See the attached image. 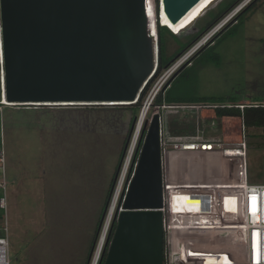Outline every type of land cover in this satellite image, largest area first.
I'll return each mask as SVG.
<instances>
[{"label":"rangeland","instance_id":"374dc122","mask_svg":"<svg viewBox=\"0 0 264 264\" xmlns=\"http://www.w3.org/2000/svg\"><path fill=\"white\" fill-rule=\"evenodd\" d=\"M216 1L197 4L178 23L184 22L181 26L170 28L180 35L177 37L179 43H185L197 34L211 13L225 7L226 3L220 2L227 0ZM154 3L157 4L155 0ZM256 4V8L238 19L232 30L216 39L211 51H202L193 66L189 61L194 56L189 58L185 74L172 83L173 97L236 96L247 99L252 95L264 99V0ZM154 17V26L157 27L155 8ZM227 19L201 35L197 42L208 37L201 49L206 48L207 41ZM186 23L188 25L182 27ZM184 30L187 31L181 35ZM165 44L167 56L182 45L170 38H166ZM211 52L219 57V64L205 62ZM130 117L129 110L122 106L0 105V139L5 156L4 176L0 171V181L3 178L8 184L4 216L7 234L11 235L8 243L10 264H83L85 259L88 260L90 253L87 256V249L92 242L90 252L97 240L93 236L105 195L109 190L102 222L114 212L119 199L117 194L126 184V173L122 175L125 164L118 167V172L116 166L127 141ZM146 117L147 114L144 119ZM164 120L169 137L193 134L198 130L208 141L222 142L224 134L225 140L229 141L235 132V128L230 127L223 134L219 117L202 118L189 110H166ZM246 134L243 164L246 182L264 185V129H247ZM188 164L189 167L185 168ZM220 164L219 159L204 155L190 161L179 159L178 169L174 171L172 168L174 180L184 177V168L188 171L187 180H227L223 176L225 167ZM179 167H183L182 173ZM214 184L210 188H216ZM182 200L188 207H195L196 198ZM0 222H4L3 219ZM19 235L23 236L22 239L28 236L33 241L30 246L37 258L30 253H27L29 258L25 257L24 244L27 243L19 242L16 238Z\"/></svg>","mask_w":264,"mask_h":264},{"label":"water","instance_id":"95a60500","mask_svg":"<svg viewBox=\"0 0 264 264\" xmlns=\"http://www.w3.org/2000/svg\"><path fill=\"white\" fill-rule=\"evenodd\" d=\"M200 1L159 4L176 25ZM252 1L245 0L238 13ZM160 15L158 5L159 25ZM0 45V104L13 106L132 104L158 63L146 0H0ZM228 113L238 114L218 110L202 115L219 117L224 134L231 127ZM162 162L161 118L156 114L115 211L102 264H163Z\"/></svg>","mask_w":264,"mask_h":264},{"label":"built area","instance_id":"2783aa9c","mask_svg":"<svg viewBox=\"0 0 264 264\" xmlns=\"http://www.w3.org/2000/svg\"><path fill=\"white\" fill-rule=\"evenodd\" d=\"M235 10L232 9L213 28L217 27L231 13L233 14L226 22L222 23L221 28L232 21L239 12V10L236 12ZM221 28L217 30L219 31ZM152 39L157 57V37L155 40L154 38ZM175 60L177 58L171 62ZM157 66L158 63L155 64L150 77L157 70ZM0 72H2V61L0 62ZM163 77L162 75H158L156 83L146 93L143 107L141 106L142 109L145 107V104H150V102H147L148 99L151 98V101H154V94L156 97L157 92H155V89L163 83ZM0 82V90L1 94H3L2 78ZM146 82L143 86H145ZM160 107L163 159V264H264V185H249L246 182L243 168L245 149L247 148L244 126H241L239 142H211L203 138L198 130L195 135L191 136L169 137L166 134L164 120V112L166 110H189L194 111L200 116L206 111L238 110L242 120L244 109L264 107V102L226 101L194 105H167L162 103ZM135 128L136 123L132 131L130 127L127 141L123 148L120 167H123L127 161ZM145 133L146 129L144 128L137 140L136 147L126 163L128 170L125 168L122 174L126 173V184L125 187L121 188L120 193L118 192L117 194L119 199L117 200L115 211L119 209L122 195L134 170ZM201 155L219 159L220 165L223 168L225 167L223 169V176L228 179L187 180L185 177L188 171L185 168L189 167L188 164L184 168L185 173L182 174L184 176L181 177L182 180H180L181 178L174 180L172 168L174 171L178 169L177 163L179 159L190 161ZM164 158L167 163L166 166ZM237 161L239 162L238 165ZM4 163L5 156L0 148V171L2 172V176H4ZM164 168H167L166 172H164ZM179 168L180 173H182L183 167ZM213 183H215L216 188H210L213 186L211 185ZM170 184L172 185L171 187H169ZM116 185L117 183L115 184V188ZM5 187L6 183L2 178L0 181V209L3 210V213L7 207V192ZM171 192L175 195L173 196ZM187 198L190 201L196 198L195 207L190 208L188 204H185L182 199ZM2 219L4 222L0 226V264H10L7 255L8 227L4 214ZM112 222L113 219L109 223L105 237L100 241L103 222L101 223L97 233L98 236H96L97 240L95 239L96 242L89 252L86 264H101L105 255L107 238Z\"/></svg>","mask_w":264,"mask_h":264},{"label":"trees","instance_id":"16d2710c","mask_svg":"<svg viewBox=\"0 0 264 264\" xmlns=\"http://www.w3.org/2000/svg\"><path fill=\"white\" fill-rule=\"evenodd\" d=\"M241 0H227L226 2H222V3H226L225 7L222 8L220 11H217V13L213 14L211 13L210 16H209V20L207 21L206 25L204 27H202L197 34H195L194 36L190 37V39L188 41H186L185 43H179V40L177 39L176 36H174L166 27H168L164 20L162 19V17L160 18L161 20V26L157 24V43H158V66H157V75L161 72V70H163L177 55H179L181 52H183L184 50H186L188 48V46L198 40L201 35L205 34L207 31H209L210 29H212L225 15L226 13H228L232 8L234 9L238 4H240ZM156 3H158V0H155ZM260 0H253L249 5H247L240 13H238L235 18L233 19V21L230 23V24H227L223 29H221L219 32H217L215 35H213L208 41H207V45H206V48L204 49H201L202 47H200L196 52L195 54H193V58L189 61V65L193 66V63L196 59H198V57H200V53L202 51H204L205 49L207 50H210L215 46L214 45V42L216 41V39H218L219 37H222L224 34L228 33L230 30H232V28L234 26H236L238 24V19L248 13L249 11H251L252 9L256 8V3H259ZM221 3V4H222ZM157 23V22H156ZM166 26V27H164ZM170 29V27H168ZM166 38H170L172 40H174L176 43L178 44H182L181 46L178 47V49L175 51V53H173L172 55L170 56H167V46L165 44V40ZM201 49V50H200ZM206 63H212V64H219V57L215 54H213L211 52V54L209 56H207L206 60H205ZM188 65V64H187ZM188 65V66H189ZM188 66H185L172 80L171 82L168 84L167 88L165 89L164 92L162 91H159L157 94H156V97L154 98V101L150 104V107L147 111V117L145 120H148L150 118V116L155 113V112H160V109L159 107L162 105V103H165L167 105H178V104H201V103H220V102H225V101H233V102H236L237 100H239V98H237L236 96H230V97H225V98H217V97H198L196 95L194 96H183L181 95L180 97H173L172 94H171V91H172V83L174 80H176L178 77L182 76L183 74H185L186 72V68ZM187 76V74H186ZM152 85V81L149 82L145 88L143 89V91L141 92L140 94V98L138 99V101L136 102V104L134 105H128V106H122L123 108H126L129 110L130 114H131V117H130V122H129V130H130V127L134 121V119H136L139 114H140V111L142 109V103H143V98L144 96L146 95V93L149 91L150 87ZM147 87V88H146ZM0 101H1V90H0ZM252 102H264V99L262 98H259V97H254ZM1 105V104H0ZM141 108V109H140ZM228 117H231L232 121L230 122V126L232 128H235V132L232 133V136L230 138L229 141H232L234 143H236V140H238V142L240 141V137H241V126L243 125L244 126V132H245V135L247 137V129H264V107H258V108H246L244 109L243 111V118L241 120V118H239L240 116L237 115V113H228L227 114ZM207 118V117H205ZM210 118V117H208ZM237 127V129H236ZM187 134H190V133H187ZM235 138V139H233ZM226 139V137H225ZM224 137H223V140L222 141H228V140H225ZM0 148H1V139H0ZM124 150V149H123ZM123 150H121L120 154H119V164H120V161H121V158H122V155H123ZM172 162V161H171ZM118 166H116L117 168ZM113 179V177H112ZM6 183V192L8 190V184L7 182L5 181ZM111 183H112V180L110 182V187H111ZM109 190L107 191L106 195H105V199H104V203H103V206L101 208V212L99 214V217H98V221H97V224L95 226V234L93 236L96 237V233H97V227L99 225V222H100V219H101V216H102V212L104 210V205H105V202H106V198L108 197V193ZM1 195V194H0ZM108 213V211H107ZM3 210L0 209V220L2 219V216H3ZM106 218V216H105ZM105 221V219H104ZM1 223L0 222V226H1ZM113 228H114V224L112 225V229H111V232L110 234L112 235V231H113ZM11 235H8V240L10 241ZM23 237V236H22ZM22 237L19 235L18 237L16 238H19V242H25L24 240L26 238H28V236L24 237L22 239ZM33 243V241H29L27 243V245H31ZM92 245V242L90 244V247ZM25 246V244H24ZM90 247L87 249V256L89 254V249ZM86 256V258H87ZM104 257L105 255L103 256V259H102V262L101 264L103 263L104 261ZM86 260H84V263L83 264H86Z\"/></svg>","mask_w":264,"mask_h":264},{"label":"bare ground","instance_id":"6f19581e","mask_svg":"<svg viewBox=\"0 0 264 264\" xmlns=\"http://www.w3.org/2000/svg\"><path fill=\"white\" fill-rule=\"evenodd\" d=\"M205 1H207V0H201L199 3H198V5L197 6H199L201 3H203V2H205ZM210 1V0H209ZM246 1H248V0H246ZM244 2V1H243ZM243 2H240V4L236 7V8H234L233 10H235V12L237 11V10H239L240 8H241V4L243 3ZM153 0H146V12H147V19H148V33H149V36L150 37H152V38H154V40L156 39V37H157V32H155V30H154V23H155V17H154V8H155V6L153 7ZM243 5V4H242ZM197 6H195V7H197ZM204 6V5H203ZM203 6H201V7H203ZM159 7H160V16L163 18V17H166L165 16V14H164V12H163V10H162V5H161V3L159 4ZM233 13H231V14H229L227 17L228 18H230V16L232 15ZM160 17V18H161ZM167 19V18H166ZM166 19H164L163 18V20H164V22H166L168 25H169V27L171 28V29H173V28H177V27H179V26H181L183 23H181V24H176V25H173L171 22H169V21H167ZM189 23V22H188ZM188 23H186V24H184L182 27H184V26H186V25H188ZM156 28V31H157V27H155ZM216 30V29H215ZM208 39V37L207 38H205L204 39V41H202V42H197L196 44H194V45H192V47L190 48V49H188L184 54H182L181 55V57H179V58H177V60H175V61H173V62H170L165 68H164V70L162 71V72H160L158 75L159 76H164L163 77V79H162V82L164 83H162L161 85H160V87L159 86H157V88L155 89V92H156V94L159 92V91H162V92H164V89L168 86V84L171 82V80L174 78V76L180 71V70H182L183 69V67L187 64V62L189 61V58L193 55V54H195V52L201 47V44L202 43H204L206 40ZM2 61V50H1V45H0V62ZM157 71V70H156ZM155 71V73L151 76V77H149L148 79H147V82H146V84H145V86L149 83V82H151L152 81V83H153V85L156 83V79H157V77H158V75H157V72ZM1 74H0V77H2L3 78V73L2 72H0ZM153 85H151V86H153ZM145 86H143V88L140 90V92H139V94H138V96H137V98H136V100L134 101V103H132V104H128V103H124V104H120L119 106H128V105H134V104H136V102L138 101V99L140 98V94H141V92L143 91V89L145 88ZM147 88V87H146ZM151 89H152V87H151ZM151 89H149V90H151ZM154 98H155V94H154ZM147 102H150V104L152 103V101H151V98L150 99H148V101ZM3 104L4 105H6V106H13V105H11V104H7L6 102H3ZM150 104H145V107L143 108V109H141V111H140V114H139V116L136 118V119H134V121L136 122V128H135V132H134V137H133V140H132V144H131V146H130V149H129V154L127 155V161H128V159H129V156H130V154L132 153V151L134 150V148L136 147V143H137V140L139 139V136L142 134V131H143V129L145 128L146 129V126H148V123H149V121H150V119H151V117L152 116H154V115H156V114H159V112H155V113H153L151 116H150V118L148 119V120H145L144 119V117H145V114L147 113V111H148V109H149V107H150ZM161 107H159V109H160ZM134 121H133V123H132V125H135L134 124ZM131 125V126H132ZM127 161H126V163H127ZM170 161H172L171 159H170ZM185 162V161H184ZM126 163H125V166H126ZM125 170V169H124ZM124 170H123V172H124ZM108 214V213H107ZM112 214H113V216H112ZM111 214V212H110V215L108 216V218H107V221L104 223V228H103V230L101 231V235H100V241L105 237V235H106V233H107V230H108V227H109V223L111 222V220L114 218V215H115V210H114V212Z\"/></svg>","mask_w":264,"mask_h":264},{"label":"crops","instance_id":"0c3cea01","mask_svg":"<svg viewBox=\"0 0 264 264\" xmlns=\"http://www.w3.org/2000/svg\"><path fill=\"white\" fill-rule=\"evenodd\" d=\"M228 97H230V96H228ZM255 97V96H254ZM252 95H250V96H248L247 97V99L246 98H241V97H237V98H239V100H237L236 102H249V101H252L253 100V98H254ZM226 102V101H225ZM233 102V101H232ZM237 112H238V116H240L239 115V111L238 110H236ZM202 118H205L203 115L201 116ZM208 118V117H207ZM240 118V117H239ZM232 121V119H230V122ZM230 122H229V124H230ZM191 135H195V133H193V134H186L185 136H191ZM7 239H8V237H7ZM25 243H28L29 241H31V240H29L28 238H26L25 240ZM8 243H9V240H8ZM8 247H9V244H8ZM31 249V250H30ZM8 250V249H7ZM24 251L26 252V256L25 257H27V258H29L28 256H27V253H30L31 255L33 254V253H35L33 250H32V247L28 244V245H25L24 246ZM8 252V251H7ZM33 252V253H32ZM8 255V254H7ZM33 255H35V254H33ZM36 256V258H37V255H35ZM33 257V256H32ZM9 259V258H8ZM10 262V261H9ZM27 264H28V262H27Z\"/></svg>","mask_w":264,"mask_h":264},{"label":"clouds","instance_id":"9594fccd","mask_svg":"<svg viewBox=\"0 0 264 264\" xmlns=\"http://www.w3.org/2000/svg\"><path fill=\"white\" fill-rule=\"evenodd\" d=\"M158 5H159V0H158V3L155 5V3H154V6H155V12L157 11V8H158ZM157 24L159 25V22L157 21ZM161 26V25H160ZM165 27V26H164ZM0 84H1V82H0ZM1 102V101H0ZM1 105H3V104H1ZM3 106H6V105H3Z\"/></svg>","mask_w":264,"mask_h":264}]
</instances>
